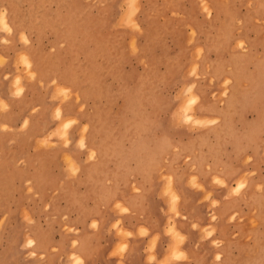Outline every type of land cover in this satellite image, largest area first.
Listing matches in <instances>:
<instances>
[{"label":"rangeland","instance_id":"1","mask_svg":"<svg viewBox=\"0 0 264 264\" xmlns=\"http://www.w3.org/2000/svg\"><path fill=\"white\" fill-rule=\"evenodd\" d=\"M0 264H264V0H0Z\"/></svg>","mask_w":264,"mask_h":264},{"label":"crops","instance_id":"2","mask_svg":"<svg viewBox=\"0 0 264 264\" xmlns=\"http://www.w3.org/2000/svg\"><path fill=\"white\" fill-rule=\"evenodd\" d=\"M87 263H105L104 261L103 262H101L100 260H95V261H93V262H87ZM108 263V262H107Z\"/></svg>","mask_w":264,"mask_h":264}]
</instances>
